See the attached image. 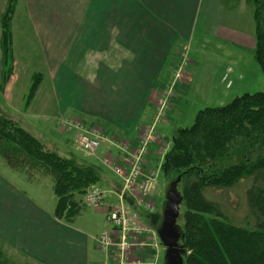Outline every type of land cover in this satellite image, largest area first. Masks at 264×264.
Returning a JSON list of instances; mask_svg holds the SVG:
<instances>
[{"label": "crops", "instance_id": "0c3cea01", "mask_svg": "<svg viewBox=\"0 0 264 264\" xmlns=\"http://www.w3.org/2000/svg\"><path fill=\"white\" fill-rule=\"evenodd\" d=\"M6 1L0 0V14ZM204 1L211 12L209 34L216 40L255 49L253 7L248 0H16L13 71L0 92V113L29 132L31 129L32 134H37V129L29 121L55 122L62 139L43 144H59L72 155L81 130H67L62 122L79 123L84 131L120 146L123 153L115 160L104 155L113 165L125 166L124 149H130L152 123L155 96L171 79L164 77L169 70L173 76L176 63L165 69L170 52L177 40L189 36ZM242 11L250 16L253 33L246 25L239 27ZM193 65L189 60L187 68L191 70ZM1 70L0 49V77ZM184 73L182 81L187 83L189 74ZM35 75H40L41 81L26 105ZM147 121L151 123L147 125ZM2 165L0 162V264L113 261L109 253L99 251L98 237L92 239L85 227L75 224L76 218L69 222L55 218L53 195L44 197L37 190H26L25 183H33L21 178L23 173L17 178L20 172L8 166L6 173ZM105 168L102 185L108 196L100 207H92L95 214L106 215L108 207L118 202L121 190L120 179ZM137 200L136 193L126 195L124 201L147 226L140 216L144 208ZM141 236L139 241L146 243ZM143 249L148 262L152 252L145 244Z\"/></svg>", "mask_w": 264, "mask_h": 264}, {"label": "trees", "instance_id": "16d2710c", "mask_svg": "<svg viewBox=\"0 0 264 264\" xmlns=\"http://www.w3.org/2000/svg\"><path fill=\"white\" fill-rule=\"evenodd\" d=\"M248 1L253 7L254 61L264 74V0ZM15 6L16 0H7L0 17V92L13 71ZM40 81V75H35L26 105L34 98ZM0 158L28 181L35 176L51 177L56 198L54 216L65 222L80 215L86 207L80 198L92 186L100 187L103 180L101 166L72 154L59 156L2 115ZM160 171L167 188L180 178L177 187L183 212L179 215V243L185 251L184 264H264V92L243 94L226 105L198 111L190 127L175 130ZM240 186L241 202L231 201L246 217L236 223L224 214L232 202L225 204L209 196L214 190ZM157 221L158 214H146L145 223L153 230Z\"/></svg>", "mask_w": 264, "mask_h": 264}, {"label": "rangeland", "instance_id": "374dc122", "mask_svg": "<svg viewBox=\"0 0 264 264\" xmlns=\"http://www.w3.org/2000/svg\"><path fill=\"white\" fill-rule=\"evenodd\" d=\"M225 6L227 5L223 3V7ZM241 7L243 8L244 5H241ZM210 14L211 12H208V9L206 7V1H204L201 7V11L193 24L189 36L185 39L180 38L176 41L166 62L165 69H169L171 64H178L182 59L181 53H185L188 61L192 60L194 65L191 70H189L188 68H185L184 70V72L187 71V73L189 74V81L187 83L183 81H179L176 83L173 89V96L169 100L168 110L166 111L165 116L161 120V122L156 125V139L155 141L149 143L147 146V158L145 156V163L142 164V169L144 173L152 174L153 178V190L149 195V200L153 204L154 210L150 215H156L160 213L164 208L163 206L165 203V195L169 187L167 188V183L160 171V165L162 163L163 155L170 148L171 138L174 135L175 130L177 128L190 127L193 124L195 115L202 109L226 105L236 97H240L243 94L264 92V74L260 70L256 61H254V49L251 50L248 46H246V48L240 46L238 42H225L222 40H216V38L213 35L209 34L208 31ZM248 17L250 19V16L246 12L242 11V20L238 23L239 27L245 28L246 25L247 28H251V25L249 26ZM251 32L253 33V28H251ZM231 59H234L235 61L238 60L241 63L239 64L231 62ZM184 72L183 74L185 78L186 75ZM164 77H171L169 81L172 80L173 76L171 75L170 70ZM184 78L182 80H184ZM163 83L164 81H162V83L159 82V84ZM158 94L159 93H157L155 96L156 99L158 97ZM0 115L4 116L7 119H10L8 115H5L3 113H0ZM29 122H32L34 124L32 128L37 129V134L34 133V135H36V137L42 143L45 140L53 139L54 141H56L55 139H57L60 141L62 139V137L58 135V130L55 122H49L46 125L41 124V122L37 120H31ZM150 123L151 121H147V125ZM30 131L33 133L31 129ZM97 140L99 146L93 155L87 154L85 152H78L77 149L75 151V145L73 144L72 148H74L73 150L75 151V153L73 152L75 154L73 156L80 157L87 162L97 164L101 166L105 171V167L110 168V171L113 173L114 165L109 160L108 161L112 164L111 167L104 163V160L106 159L104 153L108 154L110 159L115 160V158L119 155V152L123 153L122 149L120 146L114 144L110 139L104 140L100 137H97ZM136 143L137 140L134 144ZM134 144H130V148L134 147ZM45 146L48 150L54 151L61 157H69L72 153V151H62L59 148L60 145L58 144L57 146L53 142H50L48 145L45 144ZM101 151L103 154H101ZM97 157L99 158L96 159ZM85 158L93 159L87 160ZM0 162L2 164H5L2 158H0ZM5 165H2L1 168H4V171L8 173L6 171L7 165ZM16 174L17 178H19L18 174L21 173ZM25 177L26 176L22 174L21 178L25 179ZM34 180H36L35 183L33 182ZM34 180L30 182L33 184L25 183L23 188H25L26 190H30V192H33L32 190H37L44 197H50L52 195L54 196L52 190L53 182L51 177L35 176ZM26 181L29 182L27 179ZM100 188L102 190L105 189L102 184ZM176 190L180 194V188L177 187V185ZM242 191L243 188L241 186L234 187L233 189L227 191L214 190V192H212L213 195H210L209 197L211 199H214L215 201H223L225 204L227 202L229 203L231 200L233 201L238 199V201L241 202L240 200L243 195ZM105 192L107 193V191ZM205 192L206 190H204L203 192L204 195ZM80 199L81 203L86 207H84L82 212L80 213L81 216H79L78 218L75 217L76 219L74 218L76 221L75 224L85 227L84 229L88 230L87 233L90 237H92V239L98 237L103 231H110L111 227L106 222L105 215L102 213L95 214L92 206L84 202L85 197H82ZM240 208L234 205L232 202L230 205L228 204V208L224 209V214L228 218H232L234 222L239 223L241 222L243 216L246 217V215ZM182 212L183 206L181 203L179 207V215H181ZM148 213L150 212H145L144 209L141 210L140 216L142 221L146 222V214ZM89 220L91 223L89 222ZM181 222L182 218L180 217L177 220V225L179 228ZM146 227L148 228L149 232L145 233L143 236H141V238L145 239L147 246L152 243V240L154 241V244L156 246V258L152 261H154L155 264H163L165 249L160 244V240L153 231V228H151L149 225H147ZM244 227H247V225H244ZM98 256L100 259H102L100 254ZM142 257L143 259L145 258L146 262L147 258L145 252L143 253ZM112 262L113 261H109V264H115L114 262Z\"/></svg>", "mask_w": 264, "mask_h": 264}, {"label": "built area", "instance_id": "2783aa9c", "mask_svg": "<svg viewBox=\"0 0 264 264\" xmlns=\"http://www.w3.org/2000/svg\"><path fill=\"white\" fill-rule=\"evenodd\" d=\"M181 61L176 64L173 71V77L163 89L160 90L157 99L155 100V115L152 123L139 136L134 147L125 148L127 157L125 166H113L114 174L121 181V190L117 195L118 202L109 206L105 219L111 227L110 231H103L98 236L97 246L101 253H109L116 264H155L156 246L154 241L148 245V251L152 252L149 261L145 262L141 252H143V241H139L142 234L148 233L149 230L140 222L139 214L132 211L125 203L126 195H134L137 193L139 200L137 204L142 205L147 212H153L154 206L149 200V195L153 190L152 174L144 173L142 164L147 154V146L155 141L156 125L164 118L168 110L170 98L173 96V89L177 82L184 78V70L188 67L189 61L185 53H181ZM62 126L67 130L72 128H80V132L76 135L74 145L77 151L85 152L93 155L97 150L99 143L97 136L84 131L79 123L62 122ZM108 166L112 164L108 159L104 160ZM138 180L140 183L138 184ZM108 194L99 186H92L85 194L84 202L94 208L100 207L106 200ZM144 253V252H143Z\"/></svg>", "mask_w": 264, "mask_h": 264}, {"label": "water", "instance_id": "95a60500", "mask_svg": "<svg viewBox=\"0 0 264 264\" xmlns=\"http://www.w3.org/2000/svg\"><path fill=\"white\" fill-rule=\"evenodd\" d=\"M180 178L170 183L165 195V208L163 210V220L157 237L160 244L165 248V264H184L183 256L185 251L182 247L177 248V241L180 238V228L176 225L179 217V207L182 197L176 190V185Z\"/></svg>", "mask_w": 264, "mask_h": 264}, {"label": "flooded vegetation", "instance_id": "af4514ba", "mask_svg": "<svg viewBox=\"0 0 264 264\" xmlns=\"http://www.w3.org/2000/svg\"><path fill=\"white\" fill-rule=\"evenodd\" d=\"M164 208H165V203H164V206H163ZM164 208L161 210V212L160 213H158V215H159V221H157V225H156V228H155V230L154 231H156L155 233H156V235H157V231L160 229V227H161V224H162V220H163V210H164ZM179 218V217H178ZM178 220V219H177ZM176 225H177V221H176ZM178 226V225H177ZM179 228V227H178ZM180 238L178 239V241H177V248L179 249L180 247H182L181 245H180ZM165 249V248H164ZM164 257H165V251H164ZM163 264H165V260L163 259Z\"/></svg>", "mask_w": 264, "mask_h": 264}]
</instances>
